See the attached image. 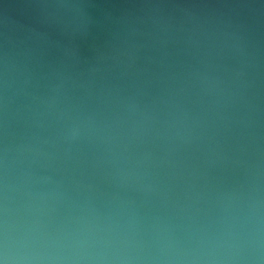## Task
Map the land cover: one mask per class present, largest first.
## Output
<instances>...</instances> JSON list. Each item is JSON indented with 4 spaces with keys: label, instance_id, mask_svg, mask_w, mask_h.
I'll list each match as a JSON object with an SVG mask.
<instances>
[{
    "label": "water",
    "instance_id": "1",
    "mask_svg": "<svg viewBox=\"0 0 264 264\" xmlns=\"http://www.w3.org/2000/svg\"><path fill=\"white\" fill-rule=\"evenodd\" d=\"M0 264H264V0H0Z\"/></svg>",
    "mask_w": 264,
    "mask_h": 264
}]
</instances>
